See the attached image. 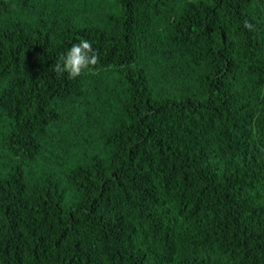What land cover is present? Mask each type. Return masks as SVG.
Listing matches in <instances>:
<instances>
[{
  "label": "trees",
  "instance_id": "1",
  "mask_svg": "<svg viewBox=\"0 0 264 264\" xmlns=\"http://www.w3.org/2000/svg\"><path fill=\"white\" fill-rule=\"evenodd\" d=\"M0 264H264V0H0Z\"/></svg>",
  "mask_w": 264,
  "mask_h": 264
},
{
  "label": "clouds",
  "instance_id": "2",
  "mask_svg": "<svg viewBox=\"0 0 264 264\" xmlns=\"http://www.w3.org/2000/svg\"><path fill=\"white\" fill-rule=\"evenodd\" d=\"M245 27L254 30L251 23L245 22ZM99 55L93 50L92 42L81 39L79 43L73 44L66 55L59 57L54 71L58 76L67 74L68 79H76L84 73L95 75L98 71Z\"/></svg>",
  "mask_w": 264,
  "mask_h": 264
}]
</instances>
